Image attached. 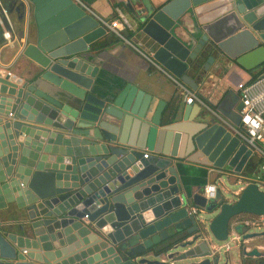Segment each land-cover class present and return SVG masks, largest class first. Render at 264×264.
Returning a JSON list of instances; mask_svg holds the SVG:
<instances>
[{
	"label": "water",
	"instance_id": "95a60500",
	"mask_svg": "<svg viewBox=\"0 0 264 264\" xmlns=\"http://www.w3.org/2000/svg\"><path fill=\"white\" fill-rule=\"evenodd\" d=\"M41 1L0 0V46L13 13L21 25L20 75L0 68V264H228L211 242L234 217L264 215V191L249 182L232 203L219 190L207 200L184 161L230 188L254 156L235 130L239 85L264 75V0H116L128 38L179 89L200 96L215 79L213 102L173 115L130 83L101 92L102 46H89L105 27L59 0L68 9L45 35L26 21ZM188 201L214 217L197 223ZM240 248L241 264L261 256Z\"/></svg>",
	"mask_w": 264,
	"mask_h": 264
},
{
	"label": "crops",
	"instance_id": "0c3cea01",
	"mask_svg": "<svg viewBox=\"0 0 264 264\" xmlns=\"http://www.w3.org/2000/svg\"><path fill=\"white\" fill-rule=\"evenodd\" d=\"M74 3L79 4L85 11L91 14L95 19L100 22V25L105 27L108 35L94 42L89 46L93 47L98 44L102 46V49L95 54V59L92 62L93 65L99 67L97 80L101 83L98 86L101 92H104L110 88L123 86L126 83H130L140 91L150 93L164 103L162 114L170 113L172 109V115L176 108L184 107L187 98L192 97V104L194 109L197 110L196 105H203L205 101L213 102L218 94L215 89L217 84L215 79L206 80L205 85L200 86L199 95L195 92L179 89L178 84L169 78V76L162 71L159 67L154 65L141 51H139L132 41L128 38L130 29L120 25L116 29V32H112L106 24L114 21L116 17L115 9L119 8L122 13L126 16L129 23L132 26V18L123 9V6L116 2V0H72ZM68 6L64 2L59 0H42L40 4L32 6L29 13L26 14V21L30 22L34 29L40 30L43 34L49 35L55 27L56 16L67 10ZM13 25L14 37L8 35L5 39L7 43L0 46V68L7 70L10 74L20 75L19 69L15 64V50L10 47L14 41L17 40V31L21 28V25L17 21V14L13 13L10 16ZM131 28V27H130ZM9 46V47H8ZM257 71V70H256ZM255 71V72H256ZM177 86V87H176ZM218 87V86H217ZM215 88V89H214ZM226 86L221 83L219 90L223 92ZM190 104V105H192ZM180 120V119H179ZM169 147L167 148V151ZM256 151V150H255ZM149 154L146 150L143 154ZM264 162L263 155L256 151L254 156L248 162L241 174H233L230 178V183L233 186L225 187L222 181H216L213 175H208L201 172V168L184 161V165L189 171V184L193 191L202 186L214 185L215 192L219 190L224 197V200L228 203L234 202L241 190L249 183L255 182L259 188L264 191V169L262 168ZM228 193L234 198L227 196ZM193 205L191 201H188L183 206ZM215 215V214H214ZM214 215L208 218L200 215L194 218L197 223H204L210 221ZM247 215V214H246ZM247 216L242 218H234L230 223V236L239 235L243 238L244 235L252 234L249 233L250 227H245L240 222L246 219ZM264 231L259 232L263 234ZM210 240L209 237H206ZM211 242V241H210ZM244 246L247 251L252 248H256L261 253L259 257H252L249 259L250 262L255 264H264V236H258L255 238L244 239ZM211 245L219 250L222 243L211 242ZM236 251V254H231V251ZM224 252V258L228 261V264H241L242 263V252L241 248L236 245H232L230 250ZM221 253V251H220ZM244 263V262H243Z\"/></svg>",
	"mask_w": 264,
	"mask_h": 264
},
{
	"label": "built area",
	"instance_id": "2783aa9c",
	"mask_svg": "<svg viewBox=\"0 0 264 264\" xmlns=\"http://www.w3.org/2000/svg\"><path fill=\"white\" fill-rule=\"evenodd\" d=\"M115 13L117 18L106 25L112 32L119 35L116 29L120 25L130 29L131 24L119 8L115 9ZM239 94L241 103L239 111L240 123L235 133L246 142L253 153L259 151L264 157V75L258 76L250 84L239 85ZM192 101V97L187 98L186 104L190 105ZM147 156L148 154H144V158H147ZM262 168L264 169V162ZM215 190L214 185H206L203 189L204 198L207 200L214 198ZM185 212L187 216L197 218L203 214V209L195 205H189L185 206ZM240 224L253 229L264 228V215H248ZM243 243L244 240L241 236H230L229 234L227 240L222 242L218 251L224 250L227 252L232 245L241 247Z\"/></svg>",
	"mask_w": 264,
	"mask_h": 264
},
{
	"label": "rangeland",
	"instance_id": "374dc122",
	"mask_svg": "<svg viewBox=\"0 0 264 264\" xmlns=\"http://www.w3.org/2000/svg\"><path fill=\"white\" fill-rule=\"evenodd\" d=\"M227 196L230 197V198H234L231 195V193H228ZM201 215H203V217H205V218H208V217L211 216V215H207V214H201ZM242 217H240V218H242ZM262 231H264V228H260V229H257V228H254L253 229L252 228V229L249 230V233H259V232H262ZM231 254L235 255L236 254V251L235 250L234 251H231ZM221 255L224 256V252L222 250H221Z\"/></svg>",
	"mask_w": 264,
	"mask_h": 264
},
{
	"label": "trees",
	"instance_id": "16d2710c",
	"mask_svg": "<svg viewBox=\"0 0 264 264\" xmlns=\"http://www.w3.org/2000/svg\"><path fill=\"white\" fill-rule=\"evenodd\" d=\"M250 83H251V81L249 82V84H250ZM242 216H247V215H246V214H241V215H238V216H236V217H234V218H240V217H242ZM234 218H233V219H234ZM233 219H232V220H233ZM232 220H231V221H232Z\"/></svg>",
	"mask_w": 264,
	"mask_h": 264
}]
</instances>
